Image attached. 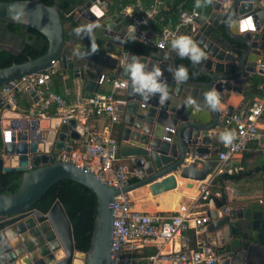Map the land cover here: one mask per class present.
<instances>
[{
    "label": "water",
    "instance_id": "95a60500",
    "mask_svg": "<svg viewBox=\"0 0 264 264\" xmlns=\"http://www.w3.org/2000/svg\"><path fill=\"white\" fill-rule=\"evenodd\" d=\"M94 2L86 0L67 21L61 16L57 1L47 6L41 0H0V50L14 55L20 52L23 38L8 31L9 25L37 31L48 44L40 57L0 68V91L11 82L39 74L55 62L64 75L71 72L83 81L86 98H91L98 92L100 80L111 75L117 59L123 57L120 75L128 82L126 113L114 133L115 140L118 156L130 160L144 176L116 188L85 167L58 159L60 152L71 153L70 143L83 135L77 121L70 119L55 130L44 132L38 127V115L8 122L5 114L11 109L0 96V131L11 130L8 141H2L0 172H23L15 193H0V264H111L113 198L146 185L152 195L174 189L175 171L181 178L196 182L213 176L218 161L207 157L210 151L205 147L216 136L214 130L220 116L229 117L235 110L209 111L203 105L204 93L217 90L220 103L225 104L233 86H242L250 75L262 72L259 62L264 56V0L208 3L196 28L186 33L207 58L195 65L185 58L201 77L189 78L185 83H177L169 71L176 68L178 56L172 47L148 55L126 49L125 42L133 35L145 44L151 35L125 33L122 18L109 17ZM118 21L121 23L115 25ZM133 55L149 70L153 65L162 70V79L170 89V98L164 105L158 103V95L145 101L133 93L124 72V65ZM25 91L34 103L39 101L34 87ZM188 97L197 102L200 111L185 104ZM260 173L264 190V154ZM63 180L84 186L96 197L94 227L85 253L75 251L71 224L59 201L46 213L33 208ZM209 216L202 234L224 256L221 264H264V206H234L220 217L215 208L209 210Z\"/></svg>",
    "mask_w": 264,
    "mask_h": 264
},
{
    "label": "built area",
    "instance_id": "2783aa9c",
    "mask_svg": "<svg viewBox=\"0 0 264 264\" xmlns=\"http://www.w3.org/2000/svg\"><path fill=\"white\" fill-rule=\"evenodd\" d=\"M107 1L95 0L94 4L104 12ZM164 1L152 0L148 6H144L141 0H131L128 5L121 6L119 15L125 23L126 32L133 33L130 26L135 28L134 33L150 29L151 21H154L160 13ZM186 1L181 0L177 19L168 20L160 32L156 33L152 42L158 50L165 51L171 47L173 39L186 35V31L190 32L196 28V21L200 17L199 12L196 8H185ZM123 60V57L117 59L111 77L100 80V84L109 83L110 92L96 93L88 99L75 98L72 104L50 89L51 77L57 71L55 62L39 74L11 82L10 86H5L0 91V96L4 103L14 111L16 92L25 91L27 87H38L39 101L35 104L34 110L36 115H42L43 112L54 109V116L60 120V123H66L70 119L86 120L90 116H104L114 124L121 118L120 106L124 103V101L117 100L115 96L119 91L128 88L127 80L120 75ZM263 115L264 100L255 102L250 107H240L229 117L219 120L220 128L216 132L218 139L225 131L234 132L235 139L228 146L219 139L220 149L216 157L218 163L224 164L230 161L245 151L252 142L264 143V129L261 128ZM82 128L83 135L78 141L77 151L58 153V159L72 161L83 166L99 179L116 188L126 185L129 176L137 181L143 178V171L135 168L131 161H120L118 144L114 138L93 131L87 125ZM10 134V129L1 130L2 141L7 142V135L10 136ZM111 207L113 210L111 264H221L224 259L223 255L218 254L204 240H198L192 249H177L168 252L157 250L140 256L139 250L144 246L155 243L163 244L190 228L197 234H202L210 218L195 209L190 208L186 212L174 214L140 212L133 208L127 193L115 196Z\"/></svg>",
    "mask_w": 264,
    "mask_h": 264
},
{
    "label": "crops",
    "instance_id": "0c3cea01",
    "mask_svg": "<svg viewBox=\"0 0 264 264\" xmlns=\"http://www.w3.org/2000/svg\"><path fill=\"white\" fill-rule=\"evenodd\" d=\"M184 7L187 9L196 8L199 12V15L201 16L206 13V10L208 9V3L206 2V0H201V6L197 7V0H187ZM107 9L108 8L106 7L104 13L109 17L116 16L117 18L118 16H120L119 12H116L115 10H111L112 12H110ZM120 23L121 22L118 21L115 25H119ZM187 32L188 31H186V33ZM125 33H126V29H125ZM142 34L145 36L151 35L150 41H153L156 36V33L150 29L144 30ZM128 49L133 51L131 48ZM156 51H160V50L156 49L153 52ZM139 55H143V54H139ZM259 63H260V70L262 72L250 75V77H248V79L244 81L242 86H233L231 93L229 94V97L227 98L225 104L220 103V107H219L220 112L223 111L224 113H228L230 111L232 112L233 110H236L238 107H243V106L250 107L253 103L264 100V98H258V97H254L253 99L248 98L245 95V92L249 90V86H251L252 81L255 77L264 78V56L261 57ZM55 69L57 70L58 73H60L62 77L60 82L61 86H59L60 91H62L60 95H62V97L66 99L69 104H72L75 101V98L80 100L88 99L86 98V92L84 90L83 81H81L78 78H74L71 72H67L64 75L61 69L58 67V65L55 66ZM111 75H105V77L108 78L111 77ZM52 85L53 84L51 81L50 83L51 90H52ZM37 88L38 87H35L36 95L38 96ZM258 89L264 91V86L260 85ZM108 92H110L109 83L102 82L99 86L97 93H108ZM125 92L126 90L119 91L115 96L117 100L121 102L124 101V103L120 106L121 118L117 123L114 124L111 123L110 120L104 116L103 117L90 116L86 120L78 118L76 120L77 123L81 127L87 125L93 131H96L102 135L110 136L115 139L114 133L117 130L118 126L121 124V120L123 119V116L126 113ZM26 95L28 97V100L31 102V107L27 111L19 110V109L17 110V108L14 111L13 110L8 111L5 114V118L7 119L8 122L9 120L12 119H19V120L28 119L29 117H33L36 115L34 114L36 103L33 102L32 98L27 93ZM51 110L54 109H50L49 111ZM49 111L43 112L42 115H38L37 117L38 127L43 132L46 131L47 129L55 130L58 127V125H60V120L56 116H54L55 112L54 114L51 115ZM221 118H223V115L220 116V119ZM261 121H262L261 128L264 129V115ZM219 128H220V121H218V125L215 128L214 132H217ZM77 144L78 141L74 143L73 142L70 143V145H72L71 152L77 151L78 149ZM205 148H208V150L210 151V154L207 157L216 159L217 157L216 150L219 151L220 149V141L217 135L212 138L210 145ZM263 154H264V143L252 142L248 145L245 151L236 155L230 161L224 164L218 163L214 171V175L207 178V180L205 181L196 182L188 179H183L179 176V171H175L173 172L176 183L174 189L152 195L148 189L149 186L146 185L134 189L127 194L133 208L137 211L145 212V213L174 214V213L186 212V210L188 211L191 208V209H195V211L200 212L202 215L209 216V210L216 208L214 206L213 197L220 198L222 194L226 195L227 201L231 203V205L227 206L226 208H216V210H218V217L224 215L227 212V210H229L231 207L234 206L250 205L254 209H261V207L264 206V190L261 184L262 176L260 173ZM119 159L120 161L123 162L130 161V160L121 159L120 157ZM224 173L227 174L236 173L238 178L234 180H223L222 185H219L218 182L214 183V180ZM130 178H134V177L129 176L127 180V184L130 183L129 182ZM162 178L156 180L155 182L160 181ZM208 237H210V235ZM198 240H204L213 248V245L208 242L206 234H197L193 229H188L187 231L183 232L180 236L175 237L172 240L167 241L163 244L155 243L144 246L142 249L139 250V254L140 256H145L157 250H161L162 252H168L177 249H182V250L192 249L195 247L196 242Z\"/></svg>",
    "mask_w": 264,
    "mask_h": 264
},
{
    "label": "trees",
    "instance_id": "16d2710c",
    "mask_svg": "<svg viewBox=\"0 0 264 264\" xmlns=\"http://www.w3.org/2000/svg\"><path fill=\"white\" fill-rule=\"evenodd\" d=\"M2 1H25V0H2ZM43 4L51 6L55 1L58 2L59 12L65 20H71L73 18L74 11L79 8L86 0H41ZM131 0H108L107 10L120 11L121 6L128 5ZM144 6H148L152 0H141ZM181 0H165L163 7L160 9V13L157 15L154 21H151L150 30L155 33H159L162 26H164L168 20L175 21L178 17L179 4ZM8 29L15 35L23 38V43L18 55H14L0 50V68L7 67L11 64H19L27 61L28 59H36L43 55L47 50L46 38L34 30H25L24 27L18 25H9ZM126 49L131 48L133 51L147 55L157 48L152 41L145 44L139 40L128 38L126 40ZM176 67L183 65L188 69V75L191 79H199V75L191 67L189 61L185 58L181 59L179 56L175 59ZM61 75L56 71L52 75V90L57 94H61L59 86L61 82ZM260 85L264 86V78L255 77L252 81L249 90L245 92L248 98H264V91L258 89ZM62 96V95H61ZM252 104V103H251ZM250 104V105H251ZM15 106L17 110L27 111L31 107V102L25 91H21L15 95ZM55 110L49 111L52 115ZM2 147V137L0 131V149ZM22 171H13L3 173L0 172V193L1 194H13L17 191L21 178ZM238 178L236 173L227 174L224 173L214 180V183L218 182L222 185L223 180H234ZM136 180L130 178L129 182L134 183ZM55 201H59L63 207V210L71 224L73 243L75 251L85 253L90 244L91 234L94 227V220L96 215L97 201L95 195L85 188L84 186L69 180H63L51 187L39 201L33 206L39 212L46 213ZM214 206L216 208H226L231 205L227 201L226 195L222 194L220 198H214Z\"/></svg>",
    "mask_w": 264,
    "mask_h": 264
},
{
    "label": "clouds",
    "instance_id": "9594fccd",
    "mask_svg": "<svg viewBox=\"0 0 264 264\" xmlns=\"http://www.w3.org/2000/svg\"><path fill=\"white\" fill-rule=\"evenodd\" d=\"M211 3V0H206ZM201 6V0H197V7ZM135 32V28L130 26ZM135 39V36H132ZM171 47L177 55L183 59L188 58L194 65L200 64L203 59H206V53L194 42L189 36L181 35L171 41ZM173 79L177 83H185L189 79L188 69L180 65L174 69L170 68ZM124 72L131 81V86L134 94H138L147 101L153 96L159 97L158 103L164 105L170 98V89L166 80L162 79L163 72L155 65L149 70L147 65L141 62L138 56L133 55L124 65ZM188 107H194L195 111H200L197 102L188 97L185 101ZM203 105L209 111H218L220 107V93L215 90H209L204 93ZM220 141L226 146L230 145L235 139V133L225 131L220 134ZM11 235V233H9Z\"/></svg>",
    "mask_w": 264,
    "mask_h": 264
},
{
    "label": "flooded vegetation",
    "instance_id": "af4514ba",
    "mask_svg": "<svg viewBox=\"0 0 264 264\" xmlns=\"http://www.w3.org/2000/svg\"><path fill=\"white\" fill-rule=\"evenodd\" d=\"M9 27V26H8ZM8 31H10L9 29H7ZM11 32V31H10ZM13 33V32H12ZM20 53V52H19Z\"/></svg>",
    "mask_w": 264,
    "mask_h": 264
},
{
    "label": "bare ground",
    "instance_id": "6f19581e",
    "mask_svg": "<svg viewBox=\"0 0 264 264\" xmlns=\"http://www.w3.org/2000/svg\"><path fill=\"white\" fill-rule=\"evenodd\" d=\"M190 229H192V228H190Z\"/></svg>",
    "mask_w": 264,
    "mask_h": 264
}]
</instances>
